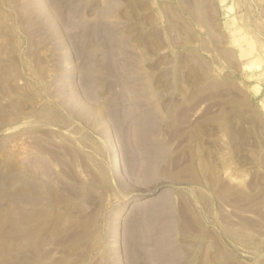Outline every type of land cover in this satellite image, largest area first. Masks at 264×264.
Instances as JSON below:
<instances>
[{
	"label": "rangeland",
	"instance_id": "1",
	"mask_svg": "<svg viewBox=\"0 0 264 264\" xmlns=\"http://www.w3.org/2000/svg\"><path fill=\"white\" fill-rule=\"evenodd\" d=\"M0 264H264V0H0Z\"/></svg>",
	"mask_w": 264,
	"mask_h": 264
}]
</instances>
